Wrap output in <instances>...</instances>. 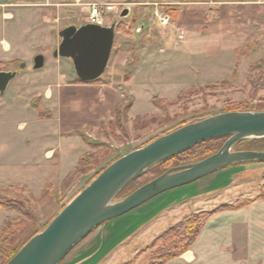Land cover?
Here are the masks:
<instances>
[{
	"label": "crops",
	"instance_id": "obj_1",
	"mask_svg": "<svg viewBox=\"0 0 264 264\" xmlns=\"http://www.w3.org/2000/svg\"><path fill=\"white\" fill-rule=\"evenodd\" d=\"M170 1L181 5L171 30L141 36L147 29V25H142L136 34V41L141 42L137 51L136 42L128 49L121 45L114 59L112 53V63L101 80L93 82L80 81L73 61L55 55L61 42L59 34L68 26L87 24L88 4L116 3L120 8L118 5L124 1L8 0L0 5V61H20L19 70H1L17 72L6 91L0 92V186L8 196L37 198L51 189H60L81 156L90 151L87 137L114 120L118 106L128 98H134L129 111L133 113L137 94L177 88L176 96L166 97L173 99L186 89L215 83L233 74L239 49L226 44L230 31L225 19L232 16L239 21L240 14L250 6L264 9V0ZM145 2L138 0L137 4L147 12ZM114 45L116 50L117 42ZM38 54L44 56L45 65L34 69ZM135 54L136 62L131 60ZM122 73L129 76L119 80ZM155 96L149 93L152 103ZM241 165L253 167L252 163ZM248 170L225 168L222 175L210 181L216 184L227 176L230 183L224 187L203 186L200 193L211 189L206 194H220L221 189L234 183L237 175ZM254 192L246 196L252 200L250 204L210 217L191 247L165 264H264V197L260 190ZM200 193L196 199L204 196ZM178 202L173 201L166 208L174 205L173 208ZM17 213L0 207V234L9 219L17 218ZM155 216L125 236L120 245L128 244L132 234L147 233L151 224L156 227L159 215ZM105 225L108 224L84 238L60 264H82L99 253L97 249L91 252L92 243L101 236L105 245L113 235L109 228L118 226L116 222ZM85 250L90 251L84 254ZM74 254L78 259L70 258Z\"/></svg>",
	"mask_w": 264,
	"mask_h": 264
},
{
	"label": "rangeland",
	"instance_id": "obj_2",
	"mask_svg": "<svg viewBox=\"0 0 264 264\" xmlns=\"http://www.w3.org/2000/svg\"><path fill=\"white\" fill-rule=\"evenodd\" d=\"M113 1L125 2V4L122 2L118 5L120 7L119 12L109 14L112 22L118 20L117 36L115 38V44L117 42L118 46L116 45V50L113 48V59L120 50L121 45H125L128 49L136 42L135 50L137 51V48L141 46V42L136 41L139 27L147 25V29L143 30L141 36L146 34L153 35L156 31L160 30L170 31L179 18L181 7L180 4H176L170 0H146L145 7H148V9L145 13L139 7L144 6L137 4L138 0ZM170 7H176L177 14H173L169 10ZM125 8H129L132 11L130 12L131 14L129 13L128 16L122 18L120 14ZM157 11L170 14L172 22L166 27L156 25L154 14ZM263 20L264 9L259 6H250L249 10L240 14L239 21L232 16L226 17L225 27L228 28V32L230 31V34L226 38L228 41L226 44L239 49L237 51V66L230 77L215 83L199 84L191 87L182 91L173 99L167 98L176 96L177 88H171L167 91L155 89L152 92L148 91L145 95H142L143 93L137 94V104L133 113H129L130 109L128 113L123 112V107L122 112H118L114 120L104 123L95 134L87 137L90 151L98 152L96 156L98 161L97 170H101L114 159L145 146L157 137L179 128L178 126L180 125L184 126L211 115L222 113L224 109H227L233 103L245 102L256 108L261 102V98L264 97V88H254V85L264 82ZM131 57V60L136 62V54ZM19 64L20 61L17 60L10 62L0 61V71L5 69L19 70ZM126 74L129 76V73H122L119 76V80L126 77ZM149 93L156 95L155 97L157 98L154 99V103L149 100ZM162 96L165 98H162ZM128 102L125 101V104ZM248 147H250V143L249 140H246L234 146V150H250L246 149ZM179 160L169 161L165 166L166 170L178 166L176 164L180 163ZM181 160L184 159L181 158ZM252 164L253 167H246V165L226 167L235 168L236 170L239 168H249V170L237 175L234 183L228 188L221 189L222 192L220 194H206L209 189L203 193L200 192L203 186L213 187L217 185L224 187L223 185L230 183L231 178L227 176L221 177L216 181V184L210 181L211 178H216L215 176L218 174L222 175L223 173L220 172L223 169L189 184L169 189L123 216L104 223L108 224L105 226H109V224L112 225L116 222L118 226L116 229L113 227L109 228V230L113 231V235L111 234L110 240L105 245V240L101 236L95 239L92 247L89 249L91 252L97 249L99 253H95L82 264H150L151 254L156 250V246H153L154 239L181 221L186 215L212 211L223 205L218 204L224 201H231V204H237L245 200L248 193H255V190L259 191L261 184H264V168L261 167L264 166V163ZM91 176L77 174L72 179L73 184L66 191L59 192V189H54L55 195L47 193L34 198L35 201L21 195L16 197L8 196L6 191L3 190L4 187L0 186V201L12 204L13 206H20L25 203V205H30L35 215V219L27 216L24 217L25 223L17 232L15 244L20 246L41 228L44 223L50 221L55 214L57 215L61 208L86 186ZM0 185L2 184L0 183ZM209 191L211 192V189ZM7 192L10 193L9 190ZM199 193L204 196L196 199ZM173 201H179V204L173 208L172 206L174 205L166 208ZM215 205L216 207H214ZM18 213L17 217L21 216V213ZM156 214L159 215V221L156 223L157 226L155 227L154 224H151L147 229L148 232L152 231L151 234H148V232L141 233V235L140 233L137 235L132 234L130 236L132 239L128 244L120 245V241L125 236L136 230L142 223L150 219L153 221L156 218ZM123 223L126 224L121 226ZM90 250H85L84 254ZM110 255L111 258L108 259ZM70 258L75 260L78 259V256L74 254Z\"/></svg>",
	"mask_w": 264,
	"mask_h": 264
},
{
	"label": "water",
	"instance_id": "obj_3",
	"mask_svg": "<svg viewBox=\"0 0 264 264\" xmlns=\"http://www.w3.org/2000/svg\"><path fill=\"white\" fill-rule=\"evenodd\" d=\"M8 0H0V5ZM129 8L120 16L126 17ZM118 20L108 26L71 25L60 32L56 56L69 58L80 81L100 79L110 64ZM45 65L42 54L34 69ZM22 67H25L23 64ZM17 72L0 71L4 93ZM229 136L215 153L197 162L169 168L127 196L122 191L158 163L190 150L207 140ZM264 137V111H228L188 123L121 156L100 172L39 233L6 264H60L71 250L95 229L139 207L155 196L189 184L229 166L264 163V150H234L247 138Z\"/></svg>",
	"mask_w": 264,
	"mask_h": 264
},
{
	"label": "trees",
	"instance_id": "obj_4",
	"mask_svg": "<svg viewBox=\"0 0 264 264\" xmlns=\"http://www.w3.org/2000/svg\"><path fill=\"white\" fill-rule=\"evenodd\" d=\"M176 7H170L169 10L173 14H177ZM98 80H101L98 79ZM97 81V80H96ZM258 87L264 88V82L262 84L254 85V88L257 89ZM127 104L123 102L118 106V112L128 113L130 107L133 105L134 98H130ZM228 111H264V97L261 98V102L253 108L249 103L239 102L233 103L224 109L223 112ZM182 125L178 126L181 127ZM177 128V127H176ZM175 129V128H174ZM229 136L213 138L207 140L203 143L198 144L197 146L191 148L190 150L183 152L181 154L175 155L171 158H168L157 165L151 167L143 176L131 182L120 194L119 198H123L142 186L143 184L147 183L148 181L152 180L162 173L166 171L165 166L169 161L176 160L183 158L184 160H179V164H187L192 162H197L201 159L208 157L209 155L217 152L228 139ZM249 140L250 147L246 149L250 150H264V137L262 138H247L241 141H238L234 146L237 144ZM97 154L96 151H88L83 154L79 160V163L75 170H73L64 180L59 192H64L71 187L73 184V178L77 174L82 175H93L91 176L90 180L86 184V186L100 173L102 172L109 164L113 161L117 160L118 158L111 161L108 165H106L101 170H97ZM249 164V163H244ZM241 165V164H237ZM85 186V187H86ZM84 187V188H85ZM82 190V189H81ZM80 190V191H81ZM79 191V192H80ZM261 196L264 197V184H261L260 187ZM78 192V193H79ZM49 194L55 195V190L51 189L48 191ZM78 193H76L63 207H65ZM33 201L34 198L31 197ZM252 200L245 199L243 201L238 202L237 204H225L217 207L212 211H204L199 213H190L186 215L181 221L176 223L175 225L171 226L169 229L165 230L162 234L158 235L153 242V246H156V250L151 254L150 264H165L169 260L180 256L185 251H187L191 245L196 241L199 234L201 233L203 227L207 223V221L212 217L215 213L226 210V209H235L239 207L246 206L250 204ZM0 207L16 210L21 213V216L17 218L9 219L5 226L3 227L1 234H0V264H6L34 235L42 231L56 216V214L51 218L50 221L44 223L41 228H39L28 240L23 242L20 246L15 244V238L17 232L22 228L25 223L24 217L27 216L29 218L35 219V215L30 207V205L21 204L13 206L12 204L5 203L0 201ZM61 208V210L63 209Z\"/></svg>",
	"mask_w": 264,
	"mask_h": 264
},
{
	"label": "built area",
	"instance_id": "obj_5",
	"mask_svg": "<svg viewBox=\"0 0 264 264\" xmlns=\"http://www.w3.org/2000/svg\"><path fill=\"white\" fill-rule=\"evenodd\" d=\"M89 12L87 16V23L96 24L99 26H108L112 23L109 18V14L112 12H119V8H116V3H98L93 2L88 4ZM154 20L156 25L161 27L168 26L171 22V16L168 13L157 11L154 14Z\"/></svg>",
	"mask_w": 264,
	"mask_h": 264
}]
</instances>
